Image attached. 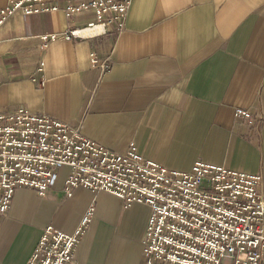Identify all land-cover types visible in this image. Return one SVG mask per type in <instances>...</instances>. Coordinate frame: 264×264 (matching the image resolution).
Here are the masks:
<instances>
[{
	"label": "crops",
	"instance_id": "obj_1",
	"mask_svg": "<svg viewBox=\"0 0 264 264\" xmlns=\"http://www.w3.org/2000/svg\"><path fill=\"white\" fill-rule=\"evenodd\" d=\"M7 0H0V10ZM124 28L92 40L38 36L80 28L91 16L15 14L0 26V111L17 108L79 125L112 152L132 142L169 170L195 162L258 175L264 199V0H131ZM110 58L101 74L90 54ZM44 63L39 70V63ZM248 109L256 132L235 119ZM58 169L42 196L18 188L0 216V264H26L47 226L72 234L94 204L74 264H144L150 215L105 193L75 189Z\"/></svg>",
	"mask_w": 264,
	"mask_h": 264
},
{
	"label": "built area",
	"instance_id": "obj_2",
	"mask_svg": "<svg viewBox=\"0 0 264 264\" xmlns=\"http://www.w3.org/2000/svg\"><path fill=\"white\" fill-rule=\"evenodd\" d=\"M131 0H7L0 26L7 18L62 12L73 19L91 16L80 28L38 36L40 48L63 39L92 40L120 32ZM101 74L110 58L90 54ZM43 70L44 63H39ZM235 119L256 132L261 118L247 109ZM69 170L63 193L75 189L105 193L126 207L141 204L150 215L143 236L144 264H264V199L258 175L195 162L189 172L169 170L137 152L130 143L112 152L81 134L80 126L17 108L0 111V216L18 188L42 196ZM72 234L47 226L26 264H74V251L94 216V204ZM227 256L228 261L223 262Z\"/></svg>",
	"mask_w": 264,
	"mask_h": 264
},
{
	"label": "rangeland",
	"instance_id": "obj_3",
	"mask_svg": "<svg viewBox=\"0 0 264 264\" xmlns=\"http://www.w3.org/2000/svg\"><path fill=\"white\" fill-rule=\"evenodd\" d=\"M228 261V258L227 256L223 259V262H227Z\"/></svg>",
	"mask_w": 264,
	"mask_h": 264
}]
</instances>
